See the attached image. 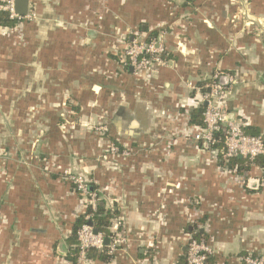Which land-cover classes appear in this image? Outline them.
Instances as JSON below:
<instances>
[{
	"label": "crops",
	"instance_id": "crops-1",
	"mask_svg": "<svg viewBox=\"0 0 264 264\" xmlns=\"http://www.w3.org/2000/svg\"><path fill=\"white\" fill-rule=\"evenodd\" d=\"M28 10L34 20L0 27V264H88L71 261L86 199L65 173L121 223L126 241L106 264H181L195 229L208 264L264 254L262 170L229 172L185 136L208 93L188 84L214 74L227 78V119L264 135V0H28ZM134 32L161 36L166 66L139 76L121 66Z\"/></svg>",
	"mask_w": 264,
	"mask_h": 264
},
{
	"label": "built area",
	"instance_id": "built-area-1",
	"mask_svg": "<svg viewBox=\"0 0 264 264\" xmlns=\"http://www.w3.org/2000/svg\"><path fill=\"white\" fill-rule=\"evenodd\" d=\"M0 12H4L9 20L15 21V25L32 21L36 16L33 11L29 10L26 15L19 16L15 11V0H0ZM132 36L134 38L122 50L120 56V64L123 68H131L134 75L139 76L147 69L167 65L168 54L160 35L146 41L140 38L138 32L132 33ZM219 78L218 74H214L210 77L209 83L200 89L188 84L190 88L197 91L208 89V93L203 94L202 98V102L205 103L202 113L203 126L192 127V130L185 136L194 142L204 143L215 154L218 151L216 145L220 144L225 160L240 157L246 160L250 167H253L255 159L264 154V135H246L238 122L227 119V113L223 110L224 88L219 84ZM97 131L105 133L106 128L100 127ZM110 149L116 152L114 146ZM246 175L244 173L241 176ZM63 176L73 186L77 194L86 199V205L94 211L97 197L89 191L90 187L83 178L68 176L66 173ZM88 218L89 216L86 217V219ZM112 229L113 232L108 237L110 243L107 252L111 257L126 241L121 233L119 220L114 221ZM104 240L105 237L94 233L89 224H83L76 232V248L79 251V258L91 264L92 262L85 258V251L88 249L102 250ZM213 256V250L208 246L206 240L198 235V229H195L188 238L185 264H208L209 259ZM239 260L242 264H264V254L245 255L241 256Z\"/></svg>",
	"mask_w": 264,
	"mask_h": 264
},
{
	"label": "trees",
	"instance_id": "trees-1",
	"mask_svg": "<svg viewBox=\"0 0 264 264\" xmlns=\"http://www.w3.org/2000/svg\"><path fill=\"white\" fill-rule=\"evenodd\" d=\"M15 21L9 20L7 15L4 12H0V27H14ZM206 92V90H202ZM204 111V105H201L197 109H193L190 113V125L195 126H203L202 124V113ZM243 132L246 135L257 136L259 135L257 131H249L243 129ZM217 148V162L220 167L223 169L228 170L229 172L235 173L237 175H244V173L248 174L250 170V166L248 165L247 161L240 158L235 157L231 159H224V155L222 152V147L220 144L216 145ZM255 167H258L262 170L264 176V154L259 156L254 161ZM89 216L88 219L86 217ZM116 216L115 212L109 211L105 209V205L102 200H98L96 202L95 210L93 211L90 206L86 205L85 212L80 217H78L74 223L72 237L70 239V244L73 246L72 251L70 252L71 261L76 262L79 258V251L76 248V232L83 224H89L93 231L103 235L105 238L110 236V227L111 221ZM108 247H103L102 250L97 251L95 249H88L85 251V258L91 262H95V264H106L110 259L111 256L107 254ZM181 264H185L182 262Z\"/></svg>",
	"mask_w": 264,
	"mask_h": 264
},
{
	"label": "water",
	"instance_id": "water-1",
	"mask_svg": "<svg viewBox=\"0 0 264 264\" xmlns=\"http://www.w3.org/2000/svg\"><path fill=\"white\" fill-rule=\"evenodd\" d=\"M15 11L19 16H24L27 14L28 11V0H15ZM219 81L222 83H225L227 81L226 77L221 76L219 78ZM205 106V103L203 104ZM89 191H91V188H89ZM94 233H96L94 231ZM109 239L105 238L104 240V246L108 247L109 246Z\"/></svg>",
	"mask_w": 264,
	"mask_h": 264
},
{
	"label": "rangeland",
	"instance_id": "rangeland-1",
	"mask_svg": "<svg viewBox=\"0 0 264 264\" xmlns=\"http://www.w3.org/2000/svg\"><path fill=\"white\" fill-rule=\"evenodd\" d=\"M99 199L97 198V201H98ZM96 201V202H97ZM117 219H113L112 221H111V227H110V234L113 232V229H112V225H113V223H114V221H116ZM123 237H124V235H123ZM125 238V237H124ZM121 246V245H120Z\"/></svg>",
	"mask_w": 264,
	"mask_h": 264
}]
</instances>
